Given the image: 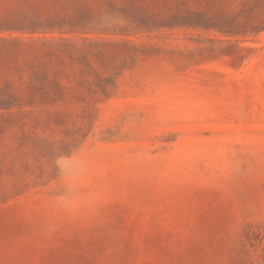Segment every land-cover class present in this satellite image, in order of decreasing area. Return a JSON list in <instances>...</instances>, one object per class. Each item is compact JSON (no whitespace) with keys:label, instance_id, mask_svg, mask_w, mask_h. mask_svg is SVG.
Returning a JSON list of instances; mask_svg holds the SVG:
<instances>
[{"label":"rangeland","instance_id":"rangeland-1","mask_svg":"<svg viewBox=\"0 0 264 264\" xmlns=\"http://www.w3.org/2000/svg\"><path fill=\"white\" fill-rule=\"evenodd\" d=\"M0 264H264V0H0Z\"/></svg>","mask_w":264,"mask_h":264}]
</instances>
